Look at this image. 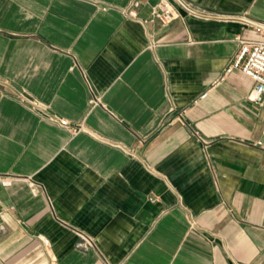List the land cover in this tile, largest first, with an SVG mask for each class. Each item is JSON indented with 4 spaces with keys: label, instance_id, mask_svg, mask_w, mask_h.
Masks as SVG:
<instances>
[{
    "label": "crops",
    "instance_id": "obj_1",
    "mask_svg": "<svg viewBox=\"0 0 264 264\" xmlns=\"http://www.w3.org/2000/svg\"><path fill=\"white\" fill-rule=\"evenodd\" d=\"M132 1L0 0V264H264V0Z\"/></svg>",
    "mask_w": 264,
    "mask_h": 264
},
{
    "label": "built area",
    "instance_id": "obj_2",
    "mask_svg": "<svg viewBox=\"0 0 264 264\" xmlns=\"http://www.w3.org/2000/svg\"><path fill=\"white\" fill-rule=\"evenodd\" d=\"M139 6V1L133 0L131 7L127 10V14L137 19L138 14L134 9ZM152 16L158 19L162 24L168 25L174 21L177 17V10L170 0H160L157 5L152 8ZM147 22V21H144ZM261 31V28L258 29ZM239 39V38H238ZM240 40V39H239ZM240 49L235 59L227 66L224 75L229 74L234 70H239L246 76L251 78L254 82V88L252 91V100L259 104L264 105V41H242ZM208 96V91L193 101V104H197L200 100L205 99ZM52 120L59 124L63 128H68L69 121L65 119H59L58 117H52ZM201 138V137H199ZM257 146L264 150V129L263 138L257 142ZM1 182L5 185L10 183L9 179H1ZM3 209V205L0 201V213ZM83 242L79 244L82 248H88L93 246L91 239L83 236ZM46 249L49 251L51 243L49 239H42Z\"/></svg>",
    "mask_w": 264,
    "mask_h": 264
},
{
    "label": "water",
    "instance_id": "obj_3",
    "mask_svg": "<svg viewBox=\"0 0 264 264\" xmlns=\"http://www.w3.org/2000/svg\"><path fill=\"white\" fill-rule=\"evenodd\" d=\"M259 28H261V29L263 28V29H264V26H262V25H259Z\"/></svg>",
    "mask_w": 264,
    "mask_h": 264
}]
</instances>
